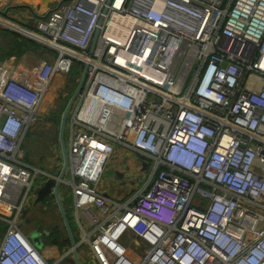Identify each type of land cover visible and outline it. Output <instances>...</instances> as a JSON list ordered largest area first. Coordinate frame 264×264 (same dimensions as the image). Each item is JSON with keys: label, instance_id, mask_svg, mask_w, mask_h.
<instances>
[{"label": "built area", "instance_id": "built-area-1", "mask_svg": "<svg viewBox=\"0 0 264 264\" xmlns=\"http://www.w3.org/2000/svg\"><path fill=\"white\" fill-rule=\"evenodd\" d=\"M38 22L56 53L0 85V264L66 257L22 228L63 168L32 164L24 143L78 63L61 185L101 264H264V0H59ZM115 173L112 195L100 184Z\"/></svg>", "mask_w": 264, "mask_h": 264}, {"label": "rangeland", "instance_id": "rangeland-1", "mask_svg": "<svg viewBox=\"0 0 264 264\" xmlns=\"http://www.w3.org/2000/svg\"><path fill=\"white\" fill-rule=\"evenodd\" d=\"M0 15L6 19H10L7 16L6 11H0ZM37 17L38 16L35 15L32 19L26 21L23 18L19 23L17 22L19 20L15 21L18 24L23 23L26 28L37 32L39 24L38 21L40 19ZM11 21L15 22L14 20ZM17 34L22 33L14 28L7 27V25L5 26L4 24H0V85L10 77L15 66L21 65L30 68H39L41 64L46 61H50L53 57V52L48 50L36 51L33 45L27 42H24L21 46V54L19 55V50L15 45L17 44L16 42L19 43L22 40L18 38ZM83 70L84 64L78 63L72 71L60 76L59 85L54 91L48 93L44 101L43 112L45 117L42 118L40 124H38L37 127H35L33 131L29 132L26 136L24 143L26 160L45 171H59V169H61V165H64V160L62 159L63 153L59 139L60 132L58 128L65 108L79 84ZM68 116L65 127L66 141L69 135ZM136 161L138 162L139 159ZM110 181L114 187L119 184L116 180ZM49 182L52 183L53 186L56 184L55 180ZM107 182L108 181L105 180L102 184L109 185L110 182ZM66 190V187L61 185L60 192L62 201L69 219L71 222L74 221L73 231L76 241L80 242L77 249L78 256L84 264H89L92 263L91 259L97 257L96 253L98 254L99 252L93 251L92 248L86 246L83 231L75 222L76 215L73 203L70 198L65 195ZM47 196L48 197L46 199L38 202L30 209V211L26 213L22 226L33 240L34 238L35 240H38L40 236L39 244L36 245L42 251H46L49 257L57 258L66 254V257L62 259L61 264H77L73 259V251H70L72 249L71 240L68 238L69 234L66 230L54 192L51 191ZM4 226L5 224L0 222V241L6 229H4ZM58 231L61 233L60 236ZM33 233H35L34 238L31 236ZM43 238H47L48 240H46L47 242L45 246L42 247L41 239ZM60 238L65 242V245L60 247L58 251L57 248L59 246L53 244L51 241H60ZM125 245L131 249L134 247L133 241L130 239L125 242ZM68 259L73 260V262Z\"/></svg>", "mask_w": 264, "mask_h": 264}, {"label": "crops", "instance_id": "crops-1", "mask_svg": "<svg viewBox=\"0 0 264 264\" xmlns=\"http://www.w3.org/2000/svg\"><path fill=\"white\" fill-rule=\"evenodd\" d=\"M59 0H0V8L5 5L6 6V9L4 11H6L7 13V16L11 19V20H19L17 21L18 23L22 21V19L24 18L25 21L26 20H29V19H32L35 15L38 16L37 18L41 19L43 17H45L50 11H52L56 6H57V3H58ZM7 3V4H6ZM37 20V19H36ZM38 21V20H37ZM16 22V21H15ZM21 25H24L23 23H20ZM25 26V25H24ZM21 66V65H19ZM26 67V66H25ZM64 73H61V74H58L56 76V79H55V83L54 85L51 87L52 90L50 91V93L52 91H54L56 89V87L59 85V81H60V76L63 75ZM121 176H117V174L115 173L114 175L113 174H108L104 180L101 182L100 184V189L101 190H104L106 192H109L110 194L114 195V194H119L122 192V183H121V180H119ZM108 181L107 183L110 182V184H102L104 181ZM110 180H116V182H118L119 184L116 185L115 187L113 186L112 182ZM108 185V186H107ZM119 192V193H118ZM38 193V192H37ZM48 196H46L44 199H46ZM67 197L70 198V200L72 201L73 200V195L72 193H69L67 195ZM74 222V221H73ZM73 222L72 225H73ZM75 222L77 223V220L75 219ZM23 224V222H22ZM7 226L5 225L4 226V229L6 228ZM23 228V226H22ZM23 230L25 231V229L23 228ZM26 232V231H25ZM59 233V236L61 235V233L58 231ZM28 234V233H26ZM34 235L35 233H33L31 236H33L34 238ZM29 236V235H28ZM30 237V236H29ZM32 239V237H30ZM62 238V237H61ZM60 238V241L58 240H55V241H51L53 244L59 246V243L63 240H61ZM70 238V236H69ZM39 239H40V236H39ZM33 240V239H32ZM42 241V244L41 246H45L46 244V240H48L47 238H43L41 239ZM33 242H35V238L33 240ZM36 244V243H35ZM39 244V243H38ZM56 246V247H57ZM59 248L60 246L57 248V250L59 251ZM45 253L47 254V252L45 251ZM97 254V253H96ZM48 255V254H47ZM49 256V255H48ZM74 259V258H73ZM68 260H71V259H68ZM71 262H73V260H71ZM91 262L92 263H89V264H101V261L99 260L98 257H95V258H92L91 259Z\"/></svg>", "mask_w": 264, "mask_h": 264}, {"label": "water", "instance_id": "water-1", "mask_svg": "<svg viewBox=\"0 0 264 264\" xmlns=\"http://www.w3.org/2000/svg\"><path fill=\"white\" fill-rule=\"evenodd\" d=\"M6 21L8 22L7 27L14 28V29L18 30L19 32H21L23 35H25L27 37H31V38L37 39L39 42L45 41L42 38V35H40L39 33L35 32V31H32V30L26 28L25 26H23L21 24H18L16 22H12L10 20H6ZM86 74H87V69L85 67L84 70H83L81 79L79 81V84H78L73 96L71 97L67 107L65 108V111H64V113L62 115V119H61V122H60V125H59V128H58L59 132H60V136H59L60 144H61L62 153H63V156H64V165H63L62 171L60 172V178L61 179L65 176L66 170H67V166H68V150H67V144H66V140H65L66 119H67L68 113H69L72 105L74 104V102L76 100V97H77V95H78V93H79V91H80V89L82 87V84H83V82L85 80ZM61 179H59L54 186H53L52 183L48 182L42 188H40L38 190L37 202H40V201L44 200V198L52 191V188H53V192H54V195L56 197V200H57L61 215L63 217L66 230H67V232H68V234L70 236L72 247H74V249H73L74 261L77 264H84L81 261L80 257L78 256V251H77V243L78 242L76 241V238H75V235H74L73 225L71 223V220L68 217V214L66 212V209H65L63 201H62L61 192H60L61 183H62Z\"/></svg>", "mask_w": 264, "mask_h": 264}, {"label": "trees", "instance_id": "trees-1", "mask_svg": "<svg viewBox=\"0 0 264 264\" xmlns=\"http://www.w3.org/2000/svg\"><path fill=\"white\" fill-rule=\"evenodd\" d=\"M17 36H18V38H20L22 40L19 43L16 42L17 44L15 45L18 48V50H19V55L21 54L20 48L24 44V42H27V43H30L31 45H33V47H34V49H36V51L48 50L50 52H53V54L56 53V51L53 48H51L50 46H48V45H46L44 43L39 42L38 40H36L34 38L27 37V36H25L23 34H17ZM11 53H14V52H11ZM11 53H8V54H11ZM39 241H40V239L35 240V243L38 244ZM63 245H65V242L61 241L59 243V246L62 247Z\"/></svg>", "mask_w": 264, "mask_h": 264}, {"label": "bare ground", "instance_id": "bare-ground-1", "mask_svg": "<svg viewBox=\"0 0 264 264\" xmlns=\"http://www.w3.org/2000/svg\"><path fill=\"white\" fill-rule=\"evenodd\" d=\"M0 22L1 23H4V25L6 26V25H8V22L6 21V20H4V19H0ZM78 243H77V249H78ZM6 247H7V249H12V250H14V248H16V246L13 244V242H12V240H8V242L6 243ZM73 249H74V247H72V249L70 250V251H73ZM84 256V255H83Z\"/></svg>", "mask_w": 264, "mask_h": 264}, {"label": "clouds", "instance_id": "clouds-1", "mask_svg": "<svg viewBox=\"0 0 264 264\" xmlns=\"http://www.w3.org/2000/svg\"><path fill=\"white\" fill-rule=\"evenodd\" d=\"M11 21V20H10ZM13 22V21H12ZM42 43V42H41ZM208 78L205 79V82H207ZM60 139V138H59Z\"/></svg>", "mask_w": 264, "mask_h": 264}]
</instances>
